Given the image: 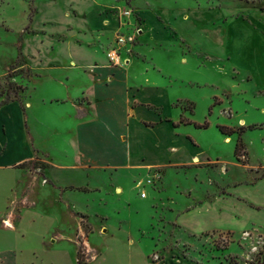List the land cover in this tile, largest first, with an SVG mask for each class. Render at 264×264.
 I'll list each match as a JSON object with an SVG mask.
<instances>
[{
    "label": "rangeland",
    "instance_id": "1",
    "mask_svg": "<svg viewBox=\"0 0 264 264\" xmlns=\"http://www.w3.org/2000/svg\"><path fill=\"white\" fill-rule=\"evenodd\" d=\"M68 36L105 55L115 74L104 82L123 79L134 96L165 88L167 115L162 104L135 103L178 124L171 132L183 145L170 141L162 160L130 167L74 168L51 157L47 123L57 113L48 102L31 106L56 89L31 68H53L54 44ZM71 101L75 118L89 117L88 96ZM2 103L27 117L26 135L12 118L14 134L33 154L0 171L3 264H77L78 251L84 264H264V0H0Z\"/></svg>",
    "mask_w": 264,
    "mask_h": 264
},
{
    "label": "crops",
    "instance_id": "2",
    "mask_svg": "<svg viewBox=\"0 0 264 264\" xmlns=\"http://www.w3.org/2000/svg\"><path fill=\"white\" fill-rule=\"evenodd\" d=\"M92 19L95 18L92 17ZM85 24L89 28L97 29L96 25L99 22L90 18ZM144 29L150 37H153L156 34L154 31L158 28L153 23H146ZM152 32L153 34H150ZM56 33L52 32L51 35ZM64 39L54 44V52L51 54V60L48 61V63H55L53 68L42 63L31 68L41 75L38 82L49 80L56 89L55 94L41 98L36 104L32 101L31 106L45 108L48 102L49 107L57 113L58 119L50 118L47 123L52 143L50 148L53 149L51 157L54 158L59 154L74 168L130 167L145 160L147 164L162 160L165 154L163 147L166 148L170 141L183 145V140L171 132L173 127H178V124H173L172 128L160 124L156 113L135 103L151 101L162 104L165 108L164 113L167 115L166 105L169 96L165 88L145 85L139 90H134V96L132 91H128L127 82L123 79L116 78L106 83L104 78L114 77L115 70L106 68L105 55H100L98 47L89 49L82 45H75L70 41V36ZM45 74L47 78L44 77ZM59 74L65 75L63 82L52 77ZM34 91L33 86V100ZM78 95L88 96L92 100V110L89 117L85 119L73 116L74 105L71 100ZM133 97L134 99L131 100ZM54 100L63 102L56 103ZM19 108H10L6 103L0 106V114L6 111L8 115L0 123V171H10L8 167L27 161L33 155L32 148L26 145L25 139L21 141L15 138L14 118L17 124L19 122L22 133H25L27 127V117L24 118L21 108L22 114L18 113ZM144 121L158 122L159 125L155 129L147 127L141 129L139 124ZM128 125L131 127H127ZM124 136L129 138L128 146L124 144ZM157 148L159 152L154 154L155 151L152 150ZM146 149L149 150L147 157L143 156ZM6 253L4 249L0 251V264L5 262Z\"/></svg>",
    "mask_w": 264,
    "mask_h": 264
},
{
    "label": "trees",
    "instance_id": "3",
    "mask_svg": "<svg viewBox=\"0 0 264 264\" xmlns=\"http://www.w3.org/2000/svg\"><path fill=\"white\" fill-rule=\"evenodd\" d=\"M179 124H185V125H192L194 126L195 128L197 129H206L208 127V123L207 122H204L203 124H197L195 122H184L183 123V120L181 119L179 121ZM219 131L222 133V134H225V135H231L233 133L232 130L226 128V127H219ZM243 150V144L240 140V137L237 139V143L235 145V148H234V156L237 160L240 159L241 157V151ZM24 166V163L18 165L19 168H22ZM70 189H72V187H70ZM82 192H87V189H80ZM77 264H84L83 263V260H82V254L80 253V251H78L77 253Z\"/></svg>",
    "mask_w": 264,
    "mask_h": 264
},
{
    "label": "built area",
    "instance_id": "4",
    "mask_svg": "<svg viewBox=\"0 0 264 264\" xmlns=\"http://www.w3.org/2000/svg\"><path fill=\"white\" fill-rule=\"evenodd\" d=\"M119 42H123V39H119ZM106 57L109 62L115 65L120 64V56L116 53V51L109 52ZM141 197H144V195L142 194Z\"/></svg>",
    "mask_w": 264,
    "mask_h": 264
}]
</instances>
